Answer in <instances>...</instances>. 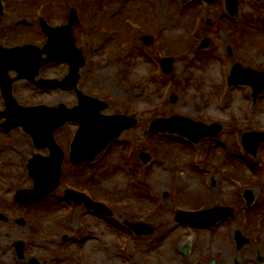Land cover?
<instances>
[{"label":"rangeland","instance_id":"rangeland-1","mask_svg":"<svg viewBox=\"0 0 264 264\" xmlns=\"http://www.w3.org/2000/svg\"><path fill=\"white\" fill-rule=\"evenodd\" d=\"M1 1L7 5L0 16L4 46L22 40L42 46L46 37L35 27L31 10L46 6L48 22L63 25L75 6L79 22L73 36L86 60L80 89L108 102L104 114L130 115L138 123L94 164L72 168L64 163L62 187L90 190L104 203L108 199L115 212L111 220L57 197L26 210L13 206L7 201L10 193L19 186L31 188L25 164L35 149L18 128L10 136L0 133V208L28 222L22 227L0 223V264H24L12 260L14 239H26V254L44 264H264V143L255 156H238L244 133H264V92L254 102L249 85L228 86L222 67L226 59L229 70L264 71V23H258L264 20V0H239L235 20L227 16L224 0ZM21 20L25 26L17 25ZM142 36L154 37L153 43L147 46ZM207 41V48L198 49ZM163 57H173L167 75L160 69ZM67 70V64H50L40 75L58 78ZM14 94L23 105L76 104L71 92L45 93L24 81L15 82ZM173 95L174 103L169 100ZM173 115L209 126L219 123L221 129L215 138L192 146L177 136L145 133L153 120ZM75 131L68 124L55 137L65 146ZM142 151L151 154L148 164L139 159ZM2 178L10 185H3ZM247 188L254 196L249 208L242 199ZM215 203L233 207L234 217L198 229L175 221L180 204L206 209ZM122 219L149 224L155 233L135 237ZM236 230L251 241L237 248ZM257 251L263 255L259 262Z\"/></svg>","mask_w":264,"mask_h":264},{"label":"water","instance_id":"water-1","mask_svg":"<svg viewBox=\"0 0 264 264\" xmlns=\"http://www.w3.org/2000/svg\"><path fill=\"white\" fill-rule=\"evenodd\" d=\"M211 1V0H208ZM230 12L236 11L237 0H227ZM75 12H71L69 23L57 28H51L41 20L42 30L48 35L49 39L42 49L33 45H25L23 47H15L12 49H4L0 46V85L4 86L3 97L6 101V109L0 112V117H6L7 121L3 127L7 130L14 126H21L33 138L36 147H49L50 156L43 157L35 155L28 164L30 177L34 180V191H21L22 203H29L28 197L31 194L33 202L41 201L50 191L58 186L60 179V165L63 160V154L60 148L55 144L53 139V131L67 121L77 122L80 125L78 132L74 137L71 145L70 160L73 164H78L84 160H93L95 156L104 149L107 144L114 138L118 137L120 132L131 127L135 120L126 116H105L100 111L107 107V104L99 100L86 97L77 90L79 105L68 109L63 104L58 108H50L46 106L40 107H22L19 106L11 94L10 84L12 80L6 77L9 70H14L19 74V78H28L36 86L47 90L53 87H61L62 89H75L78 81L79 69L84 64L82 52L74 45L72 37V26L77 23ZM149 43L150 39L146 38ZM208 45V42L205 46ZM47 54L46 58H42V54ZM51 61H67L70 64L69 74L63 81L39 79L35 81L39 69ZM170 60L163 61L164 71L169 72ZM170 64V65H169ZM245 73L241 81H246L254 85L256 93L264 90V72H255L250 69L241 70L234 67L232 79L237 73ZM6 77V78H4ZM4 78V79H3ZM173 101L175 98L173 97ZM204 127L196 124L184 117L173 116L170 119L155 121L151 126V131H174L178 132L193 141H197L202 135H216L219 131L217 126L215 129H203ZM202 134V135H201ZM264 137L256 139V144L261 142ZM249 139H246V142ZM250 141H248L249 143ZM149 155L144 154V162H148ZM69 197L77 203H81L84 199L87 207L95 210H103L110 214L104 206L94 203L87 199L81 193L69 192ZM245 198L247 204L253 202L254 196L250 191H246ZM103 207V209H100ZM233 215L230 208L214 207L212 209L200 211L179 213L176 220L188 223L193 226H204L220 219L228 218ZM23 224L22 221H20ZM136 231L143 233H152L153 229L148 226L129 224ZM238 246H242L248 239H244L239 231L236 232ZM18 251L22 255L23 243L18 244ZM32 264H37L32 261Z\"/></svg>","mask_w":264,"mask_h":264},{"label":"flooded vegetation","instance_id":"flooded-vegetation-1","mask_svg":"<svg viewBox=\"0 0 264 264\" xmlns=\"http://www.w3.org/2000/svg\"><path fill=\"white\" fill-rule=\"evenodd\" d=\"M26 243H27V241H26ZM26 248H27V246L25 247V251H26ZM12 250H11V248H10V253H11V255L13 256V253L11 252ZM26 254V253H25ZM24 262V264H26V261H23Z\"/></svg>","mask_w":264,"mask_h":264}]
</instances>
